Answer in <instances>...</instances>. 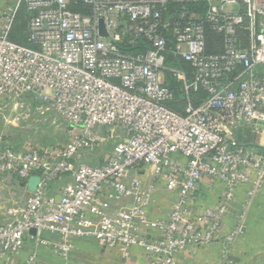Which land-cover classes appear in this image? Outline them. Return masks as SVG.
Masks as SVG:
<instances>
[{
	"label": "built area",
	"instance_id": "2783aa9c",
	"mask_svg": "<svg viewBox=\"0 0 264 264\" xmlns=\"http://www.w3.org/2000/svg\"><path fill=\"white\" fill-rule=\"evenodd\" d=\"M74 1L0 8V112L29 96L71 125L62 147L19 150L0 134V175L37 178L0 226V254L16 256L34 231L57 236L64 260L77 239L124 256L136 249L143 264H178L189 245L218 243L228 257L239 231H226L236 190L247 188L248 203L264 188V0H77L85 12L70 9ZM22 9L27 44L10 38ZM168 76L180 112L169 107L182 102ZM107 140L114 145L102 164L82 161ZM146 168L148 184L137 175ZM65 177L59 197L47 195ZM204 181L224 191L199 211ZM158 183L171 204L165 218L150 219Z\"/></svg>",
	"mask_w": 264,
	"mask_h": 264
},
{
	"label": "crops",
	"instance_id": "0c3cea01",
	"mask_svg": "<svg viewBox=\"0 0 264 264\" xmlns=\"http://www.w3.org/2000/svg\"><path fill=\"white\" fill-rule=\"evenodd\" d=\"M10 0H0V8ZM254 139L251 136L246 140ZM264 145V138H260ZM150 171L143 169L137 173L148 184ZM65 177L50 185L47 195L59 197L60 189L68 183ZM36 176L23 181L15 176L0 175V226L13 219L22 210L29 194L34 190ZM247 188H238L233 202L229 206L226 218L227 233L238 228V234L233 246L229 249V256L223 257V249L218 243L210 246L189 245L176 255L178 264H264V188L262 193L250 200L246 199ZM224 191V185L216 182L209 185L201 182L197 190V208L201 211L205 207L216 206ZM171 194L165 192L161 183L155 185L153 205L148 211L150 219L165 218L171 204ZM15 214V215H13ZM59 238L48 233L32 231L25 236L20 252L6 261L0 254V264H143L144 254L136 249L124 256L119 248H103L96 240L77 239L67 260L62 259L53 249Z\"/></svg>",
	"mask_w": 264,
	"mask_h": 264
},
{
	"label": "rangeland",
	"instance_id": "374dc122",
	"mask_svg": "<svg viewBox=\"0 0 264 264\" xmlns=\"http://www.w3.org/2000/svg\"><path fill=\"white\" fill-rule=\"evenodd\" d=\"M15 101L11 100L7 111L0 112V134L7 145L26 150L51 146L62 147L70 141L71 125L51 106L38 103L36 99L29 96H25L22 101ZM17 101L21 103L15 107ZM113 145L114 140L102 142L92 153L81 156V159L83 157L82 161L88 165H100Z\"/></svg>",
	"mask_w": 264,
	"mask_h": 264
},
{
	"label": "trees",
	"instance_id": "16d2710c",
	"mask_svg": "<svg viewBox=\"0 0 264 264\" xmlns=\"http://www.w3.org/2000/svg\"><path fill=\"white\" fill-rule=\"evenodd\" d=\"M70 9L74 10V11H79V12H85L86 11V8L80 3L78 2L77 0L74 1V4H72L70 6ZM26 13L24 11V9H22L18 15V17L16 18L15 22H14V25H13V28H12V31H11V35H10V38L12 41L16 42V43H20V44H27V41H26V34H25V30H26V21H27V18H26ZM170 19V18H167V20ZM214 39V34L213 33H207V41L208 43L210 44V42ZM168 63L170 62H173L171 64L173 65H180V66H183V67H186L187 65L184 64V63H181L180 61H177L175 62L174 59H167ZM167 82H166V85L172 90L175 92V96L180 99V101L182 102L183 99L181 100L180 98V93L177 92V84L175 82V80L173 78H171L170 76L167 77ZM184 102V101H183ZM183 102L182 104H169V107L174 110V111H178L180 112L181 110V107H178V106H183Z\"/></svg>",
	"mask_w": 264,
	"mask_h": 264
},
{
	"label": "water",
	"instance_id": "95a60500",
	"mask_svg": "<svg viewBox=\"0 0 264 264\" xmlns=\"http://www.w3.org/2000/svg\"><path fill=\"white\" fill-rule=\"evenodd\" d=\"M100 28H101V31H100V34L102 35V36H106V34H105V32L103 31V28H102V22L100 21ZM248 32L247 31H245V34H247ZM264 129V128H263ZM36 185H37V182H36ZM36 185H35V188H36ZM35 188H34V190H35ZM33 190V191H34Z\"/></svg>",
	"mask_w": 264,
	"mask_h": 264
}]
</instances>
